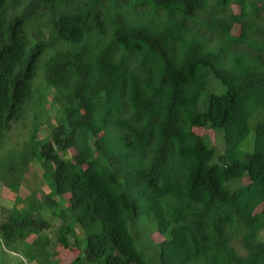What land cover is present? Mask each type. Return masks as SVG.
<instances>
[{
	"label": "trees",
	"instance_id": "1",
	"mask_svg": "<svg viewBox=\"0 0 264 264\" xmlns=\"http://www.w3.org/2000/svg\"><path fill=\"white\" fill-rule=\"evenodd\" d=\"M218 3L0 0V147L33 114L21 151L0 166L11 182L43 165L53 190L40 202L68 227L59 240L64 195L85 234L75 260L151 264L138 245L156 230V264H264V38L244 40L247 9L225 20L230 2ZM48 95L60 114L37 138ZM201 127L220 133L221 152Z\"/></svg>",
	"mask_w": 264,
	"mask_h": 264
},
{
	"label": "rangeland",
	"instance_id": "2",
	"mask_svg": "<svg viewBox=\"0 0 264 264\" xmlns=\"http://www.w3.org/2000/svg\"><path fill=\"white\" fill-rule=\"evenodd\" d=\"M210 1L214 4L219 2L217 6H222V0ZM229 2L226 7L224 6L220 9V13L224 19H231V16L238 15L239 12L247 9L246 15L241 20L244 19V23H247L248 28H252L253 26V29L248 34L244 31V40L246 39L250 43H260L264 38V35L262 36L264 31L262 30L264 29V0H229ZM257 5H259L258 12H256ZM254 19L257 20V25H263L260 27L257 26ZM256 28L257 31H255ZM260 29L262 31L259 32ZM231 32L234 34L241 33L239 24L234 23ZM222 39L225 38H219L218 44L220 46H223ZM232 54L234 53L232 52ZM42 67L40 63L37 71L38 76L33 81L34 87H40L39 79L42 75ZM210 84V87H213V91L217 93L224 90V86L217 79H213ZM46 99V108L49 109L47 115L49 117V124L45 123L40 126V129L37 131V138L49 136L51 125L54 126L56 124V119L60 114L56 108H51L48 104L50 103L49 95ZM32 117L33 114H30L28 118H24L13 124L4 141V146L0 147V158L5 157L13 151H21L25 140L28 138ZM196 131L210 139L212 145L215 147L216 154L223 150L224 145L218 131L204 127L198 128ZM73 152L74 150L67 149L64 152H60V154L64 157H71ZM4 172L5 168L0 166V174L2 175L0 176V225L7 220L11 222H17V220L30 221L32 218H36L37 221L40 220L39 218H42L45 222L37 227L34 224H26L23 227L14 226L8 231L0 227V264H72V261L74 262L73 264H89L83 258L75 260L79 249L81 250L84 246L86 237L75 222L71 211H69L67 196H61L63 201L60 204V207L65 208L67 224L70 227L67 230L69 234H67L64 241L59 240V238H62L61 230L66 231L68 227L64 229L59 228L61 221L59 216L56 215L55 208L52 205L40 202L42 195L53 190L50 183V175L49 173L44 174L43 165L37 160L30 162L22 177L19 179L17 177L15 181L13 180L11 182ZM244 182H247V179H244ZM33 191H35L36 195L31 193ZM55 199H58V197L56 196ZM33 200L36 203L31 204ZM147 229L143 233L141 232V234L145 235ZM134 230L132 234L137 242L136 229ZM73 234H76L77 239L80 240L78 245L73 243ZM150 234L152 240L146 241L144 248L141 244L138 246L141 248L147 260L151 264H156L157 255L152 256L151 254L157 241L162 236L156 230L151 231ZM262 234L261 238H264Z\"/></svg>",
	"mask_w": 264,
	"mask_h": 264
}]
</instances>
